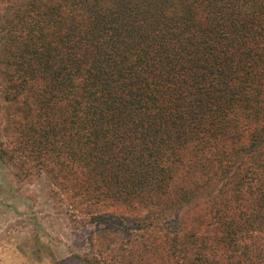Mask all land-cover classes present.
<instances>
[{
  "label": "trees",
  "instance_id": "16d2710c",
  "mask_svg": "<svg viewBox=\"0 0 264 264\" xmlns=\"http://www.w3.org/2000/svg\"><path fill=\"white\" fill-rule=\"evenodd\" d=\"M0 162L77 264H264V0H0Z\"/></svg>",
  "mask_w": 264,
  "mask_h": 264
},
{
  "label": "rangeland",
  "instance_id": "374dc122",
  "mask_svg": "<svg viewBox=\"0 0 264 264\" xmlns=\"http://www.w3.org/2000/svg\"><path fill=\"white\" fill-rule=\"evenodd\" d=\"M50 189L46 176L19 183L0 162V264H77L89 229L72 227Z\"/></svg>",
  "mask_w": 264,
  "mask_h": 264
}]
</instances>
